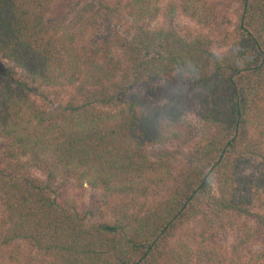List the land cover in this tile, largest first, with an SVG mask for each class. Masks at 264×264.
<instances>
[{"label":"trees","instance_id":"obj_1","mask_svg":"<svg viewBox=\"0 0 264 264\" xmlns=\"http://www.w3.org/2000/svg\"><path fill=\"white\" fill-rule=\"evenodd\" d=\"M159 12V0H0V60L13 64L0 69V248L49 264H264L251 248L264 238V0ZM176 12L193 29L180 33ZM86 187L102 198L86 204Z\"/></svg>","mask_w":264,"mask_h":264},{"label":"rangeland","instance_id":"obj_2","mask_svg":"<svg viewBox=\"0 0 264 264\" xmlns=\"http://www.w3.org/2000/svg\"><path fill=\"white\" fill-rule=\"evenodd\" d=\"M170 1L172 0H159L160 12L157 18V22L162 21L163 15L165 12V6ZM225 14L228 20H230V23H232L234 20L233 19L234 18L233 8L226 9ZM172 20H173L174 26L180 33H184L187 30L193 29L194 27L193 22L183 17L178 12L174 13ZM220 51H222V49H220ZM12 67H13L12 63L5 61V60H0V69L10 70ZM148 90H150V88ZM168 95H169V90L166 88H164V91H159L158 89H155V90H152V93H150V95H148L147 101H150V102L161 101L163 99H166ZM44 104L47 105L48 107H51L54 104V100L51 101V97H49L47 100L44 101ZM193 121L195 122V120ZM158 150H159V147L149 148L147 153L149 154V156H152L156 154ZM97 198H102L99 192L93 189L87 188V187L85 188L83 199L86 204H90L94 199H97ZM193 227L194 226L192 223L183 226L174 236L172 240V246L177 247L179 244L180 245L187 244L188 234L190 233ZM0 234H1V230H0ZM232 241H233V238L231 234L224 232L220 234L217 240V243L220 249L228 251ZM251 248L255 251L264 249V238L262 237L257 238L251 244ZM9 255H16L17 257L16 263H12L8 260ZM0 264H49V263L45 259L41 258L37 253L33 251H29L22 244L13 243L6 248H0ZM224 264H228V263L226 262Z\"/></svg>","mask_w":264,"mask_h":264}]
</instances>
